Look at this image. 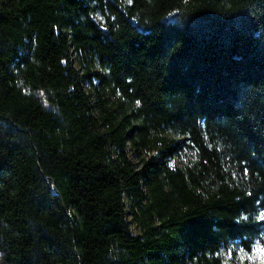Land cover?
Returning a JSON list of instances; mask_svg holds the SVG:
<instances>
[{"label": "trees", "instance_id": "16d2710c", "mask_svg": "<svg viewBox=\"0 0 264 264\" xmlns=\"http://www.w3.org/2000/svg\"><path fill=\"white\" fill-rule=\"evenodd\" d=\"M260 242L264 0H0V264Z\"/></svg>", "mask_w": 264, "mask_h": 264}, {"label": "rangeland", "instance_id": "374dc122", "mask_svg": "<svg viewBox=\"0 0 264 264\" xmlns=\"http://www.w3.org/2000/svg\"><path fill=\"white\" fill-rule=\"evenodd\" d=\"M43 104L49 107L44 93L38 92ZM131 231L137 232L134 224H131ZM221 263L220 264H264V243H257L253 245L249 252L244 251L241 248H235L234 251L227 250L221 253Z\"/></svg>", "mask_w": 264, "mask_h": 264}]
</instances>
